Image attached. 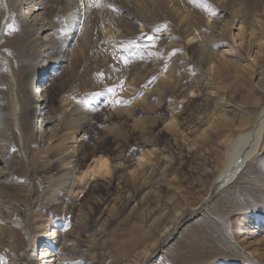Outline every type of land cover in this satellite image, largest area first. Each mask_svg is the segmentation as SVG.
I'll use <instances>...</instances> for the list:
<instances>
[{
	"label": "rangeland",
	"instance_id": "rangeland-1",
	"mask_svg": "<svg viewBox=\"0 0 264 264\" xmlns=\"http://www.w3.org/2000/svg\"><path fill=\"white\" fill-rule=\"evenodd\" d=\"M13 1L3 0L1 6L5 3L11 7ZM187 1L189 14L197 18L193 27L176 12L180 0H161L160 4L105 0L115 6V12L107 8L86 11L80 6L77 27L88 23L92 15L96 21L92 32L86 34L82 29L84 37L78 38L72 52H65V28L73 0H32L46 7L35 15H28L27 8L32 5H24L26 0H19L20 10L13 16L2 8L0 173L12 168L14 185L6 197L0 192V264H27L29 259L42 257V247L25 253L26 242L19 235L23 228L30 238L39 237L43 244L50 241L56 250L63 238V258L69 264L133 263L144 250L148 253L143 264H240V259H235L240 254L247 257L248 251L255 249L264 254V237L254 238L257 228L253 229L255 234L247 231L240 240L229 228V223L256 208H262L264 215L262 155L248 160L230 182L205 200L211 182L226 174L223 169L211 175L222 151L194 146V134L186 130L188 123L200 125L207 120L218 97L206 95L213 72L206 67L200 47L206 45L210 51L213 45L212 51L231 60L239 57L253 71L258 70V63L264 65V48L248 51L247 40L238 36L240 23L229 24L232 9L229 5L224 11V1L214 0L215 5L213 0ZM39 13L42 17L32 21ZM42 24L49 29L37 33ZM165 24L167 30L154 31ZM13 25L18 31L8 35ZM192 32L197 35L195 39ZM142 34L157 36L155 46L141 39ZM174 49L176 55L168 61ZM154 53H161L162 58ZM256 55L259 60H254ZM120 57L128 59L127 67ZM58 59L68 62L60 64ZM48 61L52 63L47 65ZM165 64L167 72L163 71ZM51 67L57 77L52 85L55 99L35 116L28 108L38 95L30 88L29 78ZM153 76L157 77L154 84L149 83ZM258 97L264 105V94ZM115 100L129 103L113 106ZM15 106L22 132L8 120ZM172 118L174 125L170 124ZM73 125L80 126L81 136L74 134ZM42 126L46 134L55 136L58 149L70 146L77 137V150L79 145L84 151L78 168L65 178L55 200L42 191L46 177L57 173L47 166L40 143ZM102 158L108 161L109 173L89 176ZM238 161L230 163L232 168ZM85 175L88 184L83 186L81 178ZM133 176L138 179L132 180ZM30 186L34 192L27 198ZM80 207L83 212L79 215ZM223 220L227 230L220 227ZM14 226L19 230L10 235ZM243 242L247 252L240 247ZM193 252L211 257L192 263ZM224 253L228 258L222 257ZM247 260L262 264L249 256Z\"/></svg>",
	"mask_w": 264,
	"mask_h": 264
},
{
	"label": "bare ground",
	"instance_id": "bare-ground-1",
	"mask_svg": "<svg viewBox=\"0 0 264 264\" xmlns=\"http://www.w3.org/2000/svg\"><path fill=\"white\" fill-rule=\"evenodd\" d=\"M1 1L3 0H0V11L2 10V8H5V10L9 11L10 14L13 16L20 10V5H17L19 0H14L11 7L5 5V3H3V6H1ZM26 1L27 3H25L24 5H32L30 8H27L28 15H35L37 12L46 9V7H44L43 5V2L39 4L31 2L32 0ZM139 1L143 3L142 0ZM150 1L154 4L161 3V0ZM221 1H224V11L226 6L229 5L232 9V17L229 23L231 24L230 26L236 24L237 21L238 23H240L238 36H240L241 39L247 40L246 47L248 48V51L252 52L253 49H258V51H260L262 48H264V0ZM187 3V0H180L176 12L177 14H180V18L183 22H186L188 27H193V25L197 22V18L189 14V5L187 6ZM215 3L216 2L213 0V5H215ZM80 11L81 9L79 0H73L68 9V18L66 21L65 32L67 34V38L65 52H72L78 38L84 37L82 30L83 28H85L86 34L93 31V24L96 21L93 15L89 19L88 23H85V25L82 23V26L84 25L83 27L76 26L77 21H79V19L81 20V18L79 17ZM259 11L263 12H261L260 14ZM99 15L100 13H97L95 18L97 19ZM40 16L42 17V13L37 14L32 21H38V18ZM211 18L212 15L209 16L207 22L208 26H210ZM220 20L221 17L216 19L215 24L212 25L213 30L218 27V22H220ZM1 27L2 21L0 23V30ZM28 29L30 30L31 28L28 27ZM48 29L49 27H47L46 24H42L39 28L37 27V33L39 31V33L43 34ZM105 29L106 26L103 25L101 29L102 32H104ZM193 34V39H195L197 35H195V32H192L191 35ZM212 35L213 34H211V36ZM211 41V38L207 39V45L210 44ZM70 47L71 49H69ZM212 48L213 45L210 46L211 50L209 51L206 49V45L205 47H200V54L203 55V57L204 55L206 56V67L209 71L213 72V75L211 77L212 80H208L209 82H207L206 84V95H208L209 98H211L212 95H217L218 97L214 99L215 101L213 102L212 111L209 114L207 120L203 122V124L196 125L193 124V122H191L190 124L187 122L188 126L186 127V130H188L190 133L193 132L194 134V146L202 147V149H209L210 147H213L222 151L221 160L220 162H218L215 168H213L211 175L214 176L217 172H222L223 169V172L226 174L219 179L215 178L211 182L210 188L208 190L209 194L207 195L205 200L212 197L221 186L230 182L231 179H233L234 173H236L241 167H243L245 163L251 158H255L257 155H262V162L264 164V105L261 104L260 97H258V94H264V65L261 64V66L260 63H258L257 65H255V67H258V70L253 71L250 70L248 66L244 64L245 62L241 58L237 57L236 59L232 60L228 59V57L223 54V52V55H221V52L215 50L212 51ZM218 57L220 59L217 61ZM259 58L260 56L256 55L254 57V60H259ZM48 60L50 59L48 58ZM58 62L62 64L68 62V60L58 59ZM51 63V61H48L47 65ZM51 68H46L41 72H37L29 78L30 88L33 89V93H35V95H38L37 101L35 100L31 102L28 108L29 111L31 110L34 112L35 116L38 115L39 109L44 104L45 107L48 108L50 102H53L55 99L52 85L56 81L57 77L55 78L54 67ZM246 89H248L247 93H245ZM238 99H240V101L236 102V100ZM17 111L18 106H15L10 112L8 120L9 122L13 121L18 130L22 132L20 125L21 121L18 118ZM173 119L174 118H172V121H170L171 125H174ZM7 123V119H4V126H6ZM170 124H167L168 127H170ZM44 126H42L41 128L40 143L41 145H43V152L45 155H47L48 158V168L56 169L57 173L51 174L50 176L46 177L47 181L44 183L42 191L45 194H49L51 199L55 200L57 194H59V187L65 185L66 183L65 178L69 175H72L73 171L78 168V164L82 159L84 151L83 149L80 150L79 145L77 150V137L73 138V141L70 146L58 149V146L54 145V143L56 142L55 136L52 133L46 134L47 130ZM72 129L74 130V134H79L78 136H81L80 133L82 132V130L80 129L79 125H73ZM74 151H77L78 154L72 155ZM73 157H76V159L72 160ZM236 159H239V161L232 168L233 164L230 163H233V161H235ZM140 161L142 162V160ZM117 167L118 165H115V168ZM107 173H109V164L106 159L102 158L97 161L96 171L91 172L89 176H94L95 174L104 175ZM13 174L14 171L12 168L6 174L0 173V192L5 197L8 196L9 188L14 185L12 181L14 178ZM135 177L136 176H133L132 180L138 179ZM81 179L84 181L83 186L88 184L86 175L83 176ZM33 192L34 188L30 186L29 191L27 193V198L29 194L31 195ZM204 207L205 206H202V210H204L203 212H206V208L204 209ZM78 210L79 215L82 214L83 208L80 207ZM55 223L56 222H53V224ZM252 226L254 227L252 228ZM17 227L18 226H14L9 229L10 235H12L14 231L19 230V228ZM220 227H223L227 230V222L223 220V223L220 224ZM229 228L233 237L237 238L238 240L246 236L245 234L247 233V231H250L255 234L253 229L256 228L259 230V232H256L257 234L254 235V238L264 237V215L262 214V208H256L255 212L245 214L242 219H239L234 223H229ZM209 229L211 230V228ZM19 235L26 242L25 253L36 252L40 247H42V257L37 260L29 259L27 264H69V262L63 258V250H65V244H63V241L65 242V240H63V238H60L58 240V246L61 247L60 249L56 250L57 247H51L50 241L43 244L44 242H41L39 237L30 238L25 228H23V234L19 233ZM54 236L55 229L52 231V234H50V237H52L51 239H54ZM245 244L246 242H243L240 247L244 252H247L248 249L246 248ZM205 245L207 244L205 243ZM147 253L148 250L140 251L139 256L133 261V263L131 261L126 260L121 264H143ZM193 253L194 254L191 255L194 256L190 257L193 259L192 263L194 261L204 259L208 256H202L201 252ZM210 255L208 256L209 258L211 257ZM248 256L254 260L259 259L262 264L264 263V254L259 249L248 251L247 257ZM222 257L228 258V254L224 253L222 254ZM247 257L245 256V254H240L239 256L235 257V259H240L238 260L240 264H253L248 262ZM182 259L180 262H182Z\"/></svg>",
	"mask_w": 264,
	"mask_h": 264
},
{
	"label": "snow or ice",
	"instance_id": "snow-or-ice-1",
	"mask_svg": "<svg viewBox=\"0 0 264 264\" xmlns=\"http://www.w3.org/2000/svg\"><path fill=\"white\" fill-rule=\"evenodd\" d=\"M79 2H80V6L82 8H84L86 11H91L93 9H95V10H101V9H104V8L110 9L113 12L117 11V9L115 8L114 5L109 4V3H105V0H79ZM190 2H194V0H190ZM167 29H168V25L165 24L163 26V28L156 27L154 29V31L156 33H159L162 30H167ZM16 31H18V29H17V27L15 25H13V26H10L9 27L7 34L8 35H11V34H13ZM140 38L141 39H145L148 42V45H151L153 47L155 46L156 41H157V36H155V35H146L145 36V35L142 34ZM136 47H139V45H136ZM123 50L126 51L127 50V47H125ZM176 52H177V50L174 49L170 53V55L168 57V61L171 60V57L172 56H175L176 55ZM154 54L157 55L159 58H162V54L161 53H154ZM120 59L124 62L125 67H127L128 66V63H129L128 59L126 57H120ZM163 71L164 72H167V64H165V67H164ZM156 80H157V77L156 76H153L149 80V83L154 84L156 82ZM119 87H121V89H123V84L119 85ZM108 91L110 93H113V94L115 93V89L114 88H109ZM128 103L129 102H127V101L115 100V101H113V106H127ZM13 151H15V149H13ZM105 163H107V162H105Z\"/></svg>",
	"mask_w": 264,
	"mask_h": 264
}]
</instances>
